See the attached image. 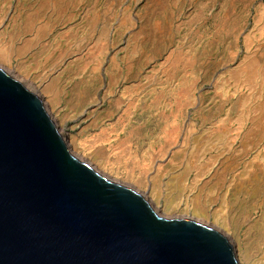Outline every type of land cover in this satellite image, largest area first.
I'll use <instances>...</instances> for the list:
<instances>
[{
	"label": "rangeland",
	"instance_id": "374dc122",
	"mask_svg": "<svg viewBox=\"0 0 264 264\" xmlns=\"http://www.w3.org/2000/svg\"><path fill=\"white\" fill-rule=\"evenodd\" d=\"M0 62L158 216L264 264V0H0Z\"/></svg>",
	"mask_w": 264,
	"mask_h": 264
},
{
	"label": "water",
	"instance_id": "95a60500",
	"mask_svg": "<svg viewBox=\"0 0 264 264\" xmlns=\"http://www.w3.org/2000/svg\"><path fill=\"white\" fill-rule=\"evenodd\" d=\"M0 264H238L219 232L158 216L68 150L0 69Z\"/></svg>",
	"mask_w": 264,
	"mask_h": 264
},
{
	"label": "bare ground",
	"instance_id": "6f19581e",
	"mask_svg": "<svg viewBox=\"0 0 264 264\" xmlns=\"http://www.w3.org/2000/svg\"><path fill=\"white\" fill-rule=\"evenodd\" d=\"M0 69H3V67H1V62H0ZM5 69V68H4ZM9 69V68H8ZM6 71V73H7V75H9L10 77H12V78H14L13 76H11L8 72H7V70H5ZM20 81V80H19ZM21 82V81H20ZM19 82V83H20ZM27 83V82H26ZM25 83V84H26ZM24 85V84H23ZM28 84H26V88H29V86H27ZM47 106V105H46ZM49 112V111H48ZM65 144H66V146H67V148H68V150L72 153V155L75 157V158H77L78 160H80V161H82V162H86V163H88L95 171H97V172H99V173H101V175H103L104 177H106L108 180H110V181H112V182H115V183H118V184H121V185H123L124 184V182L122 181V179L120 178V176H118L116 173H114L113 171L112 172H106L105 170H102V169H99L97 166H94L92 163H90L89 161H87V160H85L80 154H78L76 151H75V149L73 148V146L65 139ZM119 163V162H118ZM123 186H125V185H123ZM129 187V186H128ZM171 187V186H170ZM176 189V188H175ZM138 192V191H137ZM142 194V193H141ZM146 196H147V200L149 201L148 203H153L154 205L153 206H155V204H157V200L154 198V196L152 195V194H146ZM144 197V196H143ZM169 203V202H168ZM169 205V204H168ZM159 208V207H158ZM161 208H162V210L163 211H166V212H168V211H170L169 210V208L167 207V205L165 204V205H163V206H161ZM177 208V207H176ZM157 209V208H156ZM161 210V209H160ZM159 210V211H160ZM186 218H189V217H186ZM190 220H191V218H190ZM260 226V225H259ZM257 227V226H256ZM224 235V234H223ZM227 237V236H226ZM259 237V236H258ZM252 240V239H251ZM237 242V241H236ZM249 249V248H248ZM252 250V249H251ZM245 253V252H244ZM241 260L243 261V262H245V263H249V261L244 257V256H242L241 257Z\"/></svg>",
	"mask_w": 264,
	"mask_h": 264
}]
</instances>
